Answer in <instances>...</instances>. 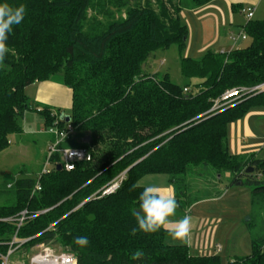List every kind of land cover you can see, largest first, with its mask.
Segmentation results:
<instances>
[{
    "label": "trees",
    "instance_id": "16d2710c",
    "mask_svg": "<svg viewBox=\"0 0 264 264\" xmlns=\"http://www.w3.org/2000/svg\"><path fill=\"white\" fill-rule=\"evenodd\" d=\"M211 1L0 0L26 7L0 64V153L9 147V136L22 133L24 114L35 111L46 129L55 123L58 129L73 126L74 135L60 147L73 145L91 154L90 161L77 162L71 171L57 170L60 160L54 154L46 174L16 181L13 201L0 205V256L7 254L16 231L12 219L26 210L33 218L24 221L16 238L27 241L13 254L45 244L71 254L75 264H264V235L251 239L249 255L224 263L219 255H192L187 245L166 244L170 234L165 229L130 234L138 227L131 209L139 208L144 189L139 182L145 176H168L179 207H185L179 201L188 171L199 166L220 176L228 173L232 185L264 200V158L234 155L227 146V125L264 111V92L215 116L195 119L227 90L264 83V21L244 25L250 40L245 49L182 57L188 30L181 11ZM173 46L181 76L195 80L193 85H179L169 73L143 72L157 51ZM61 71L71 108L69 116L58 117L48 108L37 110L25 89ZM76 135L87 140L78 145ZM125 171L115 193L92 197ZM37 181L40 191L34 190ZM77 236H87L89 245L77 246ZM138 249L144 257L131 259Z\"/></svg>",
    "mask_w": 264,
    "mask_h": 264
},
{
    "label": "rangeland",
    "instance_id": "374dc122",
    "mask_svg": "<svg viewBox=\"0 0 264 264\" xmlns=\"http://www.w3.org/2000/svg\"><path fill=\"white\" fill-rule=\"evenodd\" d=\"M137 1L143 3L145 0ZM90 12L98 16L95 11L90 10ZM182 21V24L188 25L189 37L194 38L191 15L188 14V17L182 19ZM189 37L187 38L190 39ZM249 45L250 41L245 40L239 42L237 46L240 49H245ZM217 51L221 52V49ZM154 55L143 64L144 73L151 75L169 73L172 81L179 85L187 83L193 85L196 83L195 80L187 81L181 76L179 53L176 47L159 50ZM62 74L61 71L54 75L50 82L63 85ZM255 86L257 85L230 89L237 90V94L227 99L223 98L224 94L221 95L218 98L217 105H214L213 102L209 110L205 112L207 114H200L195 119L200 118L203 120L215 116L240 103L245 97L250 98L264 92V90H260L256 93L243 95V91ZM54 111L65 116L70 114L69 107H55ZM25 114V118L23 117L19 121V125L23 130L22 133L9 136V147L0 153V205H8L13 201L12 193L18 179L36 178L37 175L40 177L45 167L47 172L51 167L46 163L48 148L53 140L50 141V134H48V131H44L43 117L35 112L33 114L26 112ZM244 119H241V124ZM247 120V126L253 136L247 138L245 142L239 135L238 121L227 125L228 151L237 155L239 149L241 151L240 147L253 145L257 155L264 158V115L261 113ZM83 138L84 136L77 137L76 135V143L78 145L84 143L87 139L83 140ZM74 147L72 145L68 148ZM231 180L232 177L228 173L220 176L209 167L199 166L189 170L186 176V187L182 186V191L177 187V193L181 191L183 195L179 204H184L185 207H178L176 216L171 219L176 220L185 214H189L192 217L191 233L186 241L175 240L168 236L165 238V243L169 245H187L192 255H219L224 263L233 260L235 257L249 255L252 245L251 239L264 235V200L253 198L250 189L232 185ZM139 184L143 187L157 186L161 189L169 187L174 189L173 183L169 181V177L166 175L145 176ZM188 204L191 207L187 210ZM179 208L184 209L180 210ZM216 246H220L221 250L217 251ZM43 247L49 248L48 251L56 254L64 252L59 247L38 244L31 247L25 254H13L9 264H29L30 257L41 252L44 249Z\"/></svg>",
    "mask_w": 264,
    "mask_h": 264
},
{
    "label": "crops",
    "instance_id": "0c3cea01",
    "mask_svg": "<svg viewBox=\"0 0 264 264\" xmlns=\"http://www.w3.org/2000/svg\"><path fill=\"white\" fill-rule=\"evenodd\" d=\"M248 9H251L253 12L251 20L264 21V0H213L198 9L181 11V21L182 19L184 20L187 18L188 14L191 15L193 19L192 27L194 28V38H190L189 35H187L190 39H186L185 48L182 51V54L184 53V55L182 57L199 59L209 51L221 54L240 49L238 48L239 46H237L238 43L249 40L248 38L242 39L240 37L243 33L244 25L248 22L246 19ZM186 26L188 28V25ZM236 34L237 36H235ZM220 49L221 52H218L217 50ZM25 93L32 105L37 107V110L48 108L51 110L53 116L55 115L60 117V114L54 111L55 107L71 108L70 89L62 84L50 82V80L45 82H36L30 85L25 89ZM34 112L35 111H27V113L32 114ZM261 113L264 115L263 110L252 111L244 117L245 119L243 118L244 122H242V124L240 123L241 120L238 121L239 135L241 136L243 142H245L247 138H251L253 136L247 126V119L254 117L255 115H260ZM44 129L45 132L48 131L45 127ZM48 134L51 136L50 141H54V134L49 132ZM240 148L241 151L239 149V153L237 155L255 154V157H259L256 151H254L253 145H246L243 146V148ZM190 207L191 205L187 207V210L190 209ZM179 209L182 210L181 208ZM215 248L217 251L221 250L220 246H216ZM219 248L220 250H218Z\"/></svg>",
    "mask_w": 264,
    "mask_h": 264
},
{
    "label": "clouds",
    "instance_id": "9594fccd",
    "mask_svg": "<svg viewBox=\"0 0 264 264\" xmlns=\"http://www.w3.org/2000/svg\"><path fill=\"white\" fill-rule=\"evenodd\" d=\"M26 7L23 4L14 6L8 2H0V64L5 60L9 51L7 40L13 32L14 26L21 25L25 19ZM135 187V186H134ZM139 208L131 209V214L138 227L131 229V235L137 231L144 233H156L161 229L169 231L172 239L186 241L191 233L192 217L185 214L179 219L173 220L179 207L174 189H161L157 186H146L140 193ZM74 243L79 247H87L90 243L87 236H77ZM145 253L136 250L131 259L143 258Z\"/></svg>",
    "mask_w": 264,
    "mask_h": 264
},
{
    "label": "built area",
    "instance_id": "2783aa9c",
    "mask_svg": "<svg viewBox=\"0 0 264 264\" xmlns=\"http://www.w3.org/2000/svg\"><path fill=\"white\" fill-rule=\"evenodd\" d=\"M252 16H253L252 10L248 9L246 19L251 20ZM240 37L242 39H246V35L244 33H242ZM260 90L262 91L264 90V84H259L255 87L246 89L245 91H243L244 92L243 95L256 93ZM184 92H187V89H184ZM237 92L238 91L234 89L230 91H226L223 95L224 97L223 96L222 97L227 99L228 97L237 94ZM218 101L219 99L215 100L214 105H217L216 103H218ZM48 132L54 134L55 141L52 144H50L48 148L46 165L47 164L51 165L50 158L54 154L59 155L60 162L58 163V165H60L61 168L65 169L66 171L73 170L77 162H88L91 160V154L85 148L60 147V145L65 140H67L68 138L74 135V128L70 123H67L63 129H58L57 123H55L51 128L48 129ZM45 168L43 169L42 174L47 173ZM125 176H126V171L116 176L106 186L98 190L92 197L101 198L115 193L120 187L123 180L125 179ZM40 189L41 187L39 185V182L37 181L34 190L40 191ZM29 218H33V216H27V211L24 210L18 215V217L12 219L14 222H16V231L12 237L11 242L9 243V249L7 254L5 256L4 255L0 256L2 260L1 264H9V260L13 255V253L17 250V248L20 247V245H22L27 241V240H23V241L18 240L16 238V234L18 232V229L23 225L24 221ZM6 221H11V220L6 219ZM43 248L44 249L41 252L35 253L30 257L29 264H75V259L71 254L65 252L61 254H56L51 251H48L49 248L47 247H43ZM218 250H220V248Z\"/></svg>",
    "mask_w": 264,
    "mask_h": 264
},
{
    "label": "water",
    "instance_id": "95a60500",
    "mask_svg": "<svg viewBox=\"0 0 264 264\" xmlns=\"http://www.w3.org/2000/svg\"><path fill=\"white\" fill-rule=\"evenodd\" d=\"M69 120H70L69 117H67L66 118V122H69ZM57 170H59V171L61 170V166L60 165L57 166ZM252 171L253 170L251 168L246 170L247 173H252Z\"/></svg>",
    "mask_w": 264,
    "mask_h": 264
}]
</instances>
